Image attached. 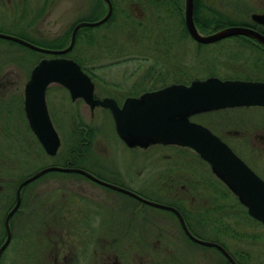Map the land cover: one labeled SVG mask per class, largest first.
<instances>
[{"label": "rangeland", "instance_id": "1", "mask_svg": "<svg viewBox=\"0 0 264 264\" xmlns=\"http://www.w3.org/2000/svg\"><path fill=\"white\" fill-rule=\"evenodd\" d=\"M114 2L115 17L112 23L92 27L95 40L86 34L87 37L81 36L72 49V54L80 57L96 74L93 78L96 82V92L100 96H114L122 102L128 94L141 93L146 88L158 87L175 80L183 82L209 74L227 77L241 73L233 52L237 50L236 47H240L237 44L239 41L247 39L232 36L199 44L181 29L180 25H184L182 13L173 14L172 7L166 4L163 8L170 11L171 16L170 13L168 15V12H163L166 17L164 23L170 24L172 28L180 27L179 31L174 28L173 33L174 36L177 35L178 41L171 42L172 49L166 47L169 48V53H153L148 47L154 46L152 41L156 35L152 33L147 36L148 33H145L144 29L143 33H139V30L132 32V27L144 25L132 21L138 22L139 18L145 17V24L158 25L152 22L158 15L153 8L154 5H162L161 1L153 2L154 4L150 0ZM204 2L238 23H255L252 13L264 12V0ZM106 10L107 4L104 0H0V24L7 22L0 25V30L48 46L53 39L72 30L78 20L97 18ZM205 30L211 31L213 28ZM0 40V66L3 67L4 64V71H10L13 77L15 73L19 75L16 81L0 82V108L5 112L6 118L0 126V149L5 147L7 154V165L3 173L14 178V189L19 179L45 165L74 161L87 168L103 170L119 182L132 184L152 198H159L158 200L175 199L170 196L174 194L177 196L175 200L184 205L189 215L214 217L213 225L207 226L206 230L199 229L203 238L225 243L242 264H264V222L249 213L247 206L216 175L211 164L198 151L191 146L176 143L129 146L118 135L113 114L109 109L100 106L92 109L83 98L73 100L68 88L59 82L50 83L47 89L49 111L61 137L58 152L49 154L29 124L25 111V84L34 65L44 56L51 54L9 38L0 37ZM72 54L69 55L72 57ZM143 57H147L146 60L140 59ZM142 85L144 86L137 89ZM235 114L256 116L263 115L264 112L243 108L238 112L229 113L228 109H225L219 112H198L193 118L212 125L232 140L237 136L228 134L226 130L237 128L239 123ZM262 125L264 123L258 126ZM134 175H138L136 181H132ZM47 177H50V180ZM82 178L79 173L51 170L32 182L39 192L38 232L43 235L29 240L30 224L26 223V219L18 223L14 226L15 237L0 257V264H53L55 253L46 238V226L40 223L44 209L40 202H45L47 198L56 204L60 200L76 201L83 195L86 200L91 199L101 204V214L106 219L102 224L118 220L120 232L127 228L130 233L125 239L105 242L113 244L112 249L121 254L120 258L124 257V251L125 255H128L127 252L131 249L153 250L160 245L162 248L169 245L190 263L232 264L219 248L185 238L162 242L137 241L141 240L136 239L139 235L151 237L157 230H164L163 221L168 220L162 212L164 210L148 204L141 206L138 200L125 193L107 190L102 186L98 189L95 183ZM79 185L90 186L88 190L92 193L103 190L101 195L99 193L92 199V196L80 193ZM106 193L114 197L104 198ZM50 195L54 197L51 199ZM210 203H213L214 209L208 214L206 208ZM65 210L67 214L74 215L73 211ZM4 214L3 211L0 213L2 221ZM110 217H114L113 220L107 219ZM129 221L131 222L128 224ZM3 225L0 224V232ZM17 232L19 234H16ZM4 238L5 232L2 231L0 244ZM75 240L69 246V264H100L103 252L111 249L107 248L108 246L103 247L101 244L105 243L100 240L87 242V245L78 241L77 236ZM136 259L135 261L140 260L139 257Z\"/></svg>", "mask_w": 264, "mask_h": 264}, {"label": "water", "instance_id": "2", "mask_svg": "<svg viewBox=\"0 0 264 264\" xmlns=\"http://www.w3.org/2000/svg\"><path fill=\"white\" fill-rule=\"evenodd\" d=\"M106 1L108 2L106 13L98 19H83L77 22L70 42L64 47L41 45L23 36L0 31V36L54 54L41 58L35 64L25 87L26 114L31 128L46 151L56 154L61 144L60 134L52 120L47 103L49 84L59 82L69 89L72 99L83 97L92 107L98 104L110 107L117 132L131 146H148L162 142L193 147L238 195L240 201L247 206L249 213L264 222V179L222 137L203 123L191 119L194 113L210 109L242 104H264V80L209 75L204 78H194L189 83L172 82L146 91L140 96H127L123 105L112 96L98 97L95 95V83L90 74L79 61L64 54L75 45L77 32L81 27L99 25L110 18L114 4L112 0ZM194 11L195 0H185V23L191 34L199 41L214 42L228 36L246 34L264 43V33L247 24H228L204 32L196 23ZM252 17L255 21L264 24V12H253ZM49 170L79 171L150 204L175 209L193 239L220 248L232 264H240L221 242L194 235L183 214L173 205L150 199L130 188L106 181L82 166L69 164H50L41 167L19 183L16 203L6 217L7 236L0 245V257L12 238L10 218L20 204L23 186Z\"/></svg>", "mask_w": 264, "mask_h": 264}, {"label": "flooded vegetation", "instance_id": "3", "mask_svg": "<svg viewBox=\"0 0 264 264\" xmlns=\"http://www.w3.org/2000/svg\"><path fill=\"white\" fill-rule=\"evenodd\" d=\"M104 1L106 2L107 9H108V2L106 0H104ZM150 1L152 3L153 2L156 3L159 0H150ZM112 2H113L114 7H115L114 0H112ZM161 6L162 5H160V7ZM157 8H158V6L154 5L153 10L156 11ZM81 20H83V19H81ZM90 20H94V19H90ZM79 21L80 20H78L77 22H79ZM4 23H7V22H3L0 25H2ZM255 24L256 25H250V26H252L255 29L264 33V24L259 23L257 21H255ZM8 25H11V24H8ZM74 26H73V28H74ZM95 26H97V25H95ZM98 26H100V25H98ZM83 27H85V26H83ZM91 27H94V26H91ZM180 27H181V29H184L189 34L190 38H194L195 41H197L199 44L208 43V42H202V41L197 40L191 34V32L189 31L186 24L180 25ZM180 27L179 26H176V27L173 26V28H172L170 24H168V25H165V24H163V25H160V24H158V25L144 24V25H136V27H132V32L135 30H139V33H143L142 29H144V32L148 33L147 36L152 34V33L155 34L156 36H155L154 40L152 41L154 46L148 47V48L152 49L153 53H157L156 51H159L160 53L165 54V53H167L169 48L170 49L173 48L171 45V42L174 43V41H176V42L178 41L177 35L175 34V36H174L173 33L175 31H179L178 28H180ZM73 28H72V31H73ZM174 28H175V31H174ZM0 31L6 32L3 30H0ZM72 31H71V35H72ZM152 31H155V33ZM233 36H235V35H233ZM236 36L247 39L245 41H243V40L239 41L237 44L240 47H236L237 50L235 52H233V55H236L235 59L238 60V64H239L238 66H240L238 68L241 71V73L235 74L234 76H227V77H222L220 75H218V76H220L222 78H241V79H251V80H264V43L262 41H259L256 38L249 36V35H246V34H239ZM0 37H3V36H0ZM3 38H7V37H3ZM226 38H228V37H226ZM70 39H71V37H70ZM12 40H14V39H12ZM1 42L2 41L0 40V44H1ZM17 42H19V41H17ZM19 43L22 44V42H19ZM168 46H169V48H166ZM168 53H169V51H168ZM146 58L147 57H143L140 59L146 60ZM164 60L167 61L168 59H164ZM85 67H87L86 65L83 66V68L90 74L92 80L95 83V90H94L95 95L98 97L110 96V95L100 96L96 92V82L93 78L96 76V74L92 71L91 68L88 67L89 70H91L89 72ZM3 68H4V64H3V67L0 66V82H7V81L11 82L13 80L16 81L19 78L18 73H15V75L13 77L11 75L10 71H4ZM209 75H217V74H209ZM209 75H207V76H209ZM195 78H197V77H195ZM192 79H194V78H192ZM192 79H190L188 81L183 80V82L189 83ZM180 81H182V80H180ZM180 81L175 80L172 82H180ZM27 82H28V80H27ZM27 82H26V84H27ZM172 82H169V83H166V84L160 85L158 87H154V88H146L141 93L128 94L127 96H140L141 94H143L146 91L160 88V87L165 86L167 84H170ZM26 84H25V87H26ZM143 86L144 85L138 86L137 89L141 88ZM112 97H114V96H112ZM79 98H83V97H79ZM114 98H116V97H114ZM125 98L123 99L122 102H120L117 98H116V100L118 101V103L120 105H123ZM73 100H75V99H73ZM97 106H100V107L105 108V109H109L112 112L111 108L108 106L98 104L95 107H97ZM90 107L92 109L95 108V107H92L91 105H90ZM243 108H249L252 110L259 109L260 112H264V104H258V103L226 106V107H222V108H215V109H210V110L201 111V112L210 113V112H216V111L219 112V111H223L225 109H228L229 113H231V112H238V111L242 110ZM4 113L5 112L3 111V109L1 110V108H0V126H1V122H5V119H6L4 116ZM195 114H198V112L194 113L191 116V119L194 121L200 122L199 120H196L193 118V116ZM235 117L237 118L236 121L239 123L237 128H228L226 130L228 134L231 133V134H234L235 136H237L236 138H234L232 140L230 138H228L225 135V133L216 130L212 125H207L203 122H201V123H203L204 125L209 127L212 131H214L220 137H222V139L224 141H226L232 147V149L240 157H242V159H244L259 176H261L264 179V151H263L264 150V125L258 126L260 123H264V114L263 115L256 114V116L253 114L249 115V116L235 114ZM247 120L251 121V123L249 124V122ZM29 124H30V122H29ZM115 127H116V124H115ZM129 146H131V145H129ZM136 146H140V145H136ZM6 149H7V146H6ZM6 165H7V154H6L5 147H2L0 149V180H2V182H0V213H2V211H3V213H5V214H4L3 221H2V218H0V224H2V223L4 224L2 231L5 232V238L7 236L6 217H7L8 212L14 207V205L16 203L18 185L23 179H25L27 176H29L30 174L33 173L32 172V173L28 174L27 176H25L24 178L22 177L21 179H19L17 186H15V189H14V184L16 183V182H14V178L10 175L5 176L3 173L4 167H6ZM76 165H78V164H76ZM79 166H81V165H79ZM82 167H84V166H82ZM84 168L88 169L94 175H96V176H98V177H100L106 181L113 182L116 184H120L122 186L130 188L133 191H135V192H137V193H139L145 197H148L150 199H154V200L159 199V198H152V196L146 194L142 189L133 187L132 184H129L127 182H126L127 184L123 183V182H119L117 180V178H115L111 175H107L103 170H96L94 168L91 169V168H87V167H84ZM49 171H51V170H49ZM49 171H47L45 173H48ZM67 172H75V173L81 174L83 177L82 179H85L88 182L95 183L96 184L95 187L98 189H99V187L102 186L103 188H106L107 190L108 189L109 190H116V191H120L122 193H125V194L133 197L135 200H138L139 204L141 206H144L147 204L153 205V204H150L146 201L141 200L140 198L136 197L133 194H130L128 192L117 189L116 187H113L109 184L102 183V182L98 181L97 179H95L94 177L89 176L85 173H82L79 171H67ZM44 174H42V175H44ZM41 176L31 180L30 182H27L22 188V197H21L20 204L15 209V211L13 212V214L10 218V225H11V229H12V238H11L10 243L12 242V240L15 237L14 236V234H15L14 226H17L18 223L23 222V220H25V219H26V223L30 224V238H29V240L30 239L34 240V239L38 238L39 236L43 235V233L40 234L38 232L39 225H40L39 219H38V213H39L38 209L39 208L37 207L38 206L37 203H38V198H39L38 197L39 192L36 190L37 186L32 185V182L35 180H38V178H40ZM137 177H138V175H134L132 177V181L133 180L136 181ZM47 178H49L48 180H50V177H47ZM219 178L223 182H225L221 177H219ZM226 185L230 188V186L227 183H226ZM88 189L90 190V186L88 187L85 185H79L80 193H83L89 197L92 196V199L94 197H96L99 193L101 195V191L103 190V189H101V190H98V191L92 193V191H89ZM103 192H105V191H103ZM177 192H179V191H177ZM169 193H171V191ZM52 195H50L51 199H52V197H54ZM104 196H105L104 198H113L114 197V195H112L110 193L109 194L106 193V194H104ZM170 196H172V198H175V199L177 197L174 194H171ZM13 198H14V200H13ZM163 199L158 200V201L173 205L174 207H176L177 209L180 210V212L183 214V216L186 220V223H187L190 231L194 235H197L199 237H203L202 233L199 232V229L200 230H206L207 226L214 224L215 219L213 216H208L207 218H204V217L200 216V214H199L200 217H198V215H189L187 213V211L185 210V208L183 207L184 205L180 201L175 200V199H165V200H163ZM40 204L42 205V208H44L42 211V217L40 219V223L42 225L46 226V238L50 241V244L52 245L51 248L55 253L53 264H69L68 263L69 259H70V257H69L70 256V252H69L70 247L69 246L71 245L72 242L76 241L75 240L76 236L78 237V241L83 242L84 245H87L88 244L87 242L90 243L93 240H98V241L100 240L101 242L105 243V242H112V241L121 240L120 238L125 239V238H127L128 234H130L127 232L128 231L127 228H123L122 232H120L118 220L111 221L110 223L105 222L106 224H102V222H104V220H106V219H104L102 217L101 204L100 203L98 204L97 202H95L91 199L86 200V197L84 195H83V197L80 196L79 199L76 201L60 200L59 202H57V204H56V202H52V200L49 201V198H47V200L45 202L42 201V202H40ZM153 206H156V205H153ZM157 207L163 209L165 212L164 211H162V212L168 218V220H165V222L163 221V225L165 226L164 230L163 229H160L159 231L157 230L155 235L154 236L152 235L151 237L148 235H144V234L139 235V236H137L136 239H141V240H137V241H145L146 242V241H151V240H155V241L157 240V241L162 242V240H164V241H166V240H178V239L185 238L189 241L197 242L186 231L184 224L181 220V217L179 216L178 212L175 209L168 208V207H162V206H157ZM28 208L30 210H28ZM65 209H69V210L73 211L74 215L72 213L67 214V211ZM206 209H207L208 214H209V212L214 209L213 203L208 204V208H206ZM113 218L114 217H110L107 219L113 220ZM192 219H194V221ZM130 222L131 221H129L128 224ZM177 224H178V227L176 228ZM41 230H43V228H41ZM2 231L0 233H2ZM16 234H19V233L17 232ZM20 235H22V234H20ZM26 236H27V234H26ZM5 238H4V240H5ZM10 243L8 244V246L10 245ZM101 245L103 247L108 246L107 248H111V249H106L107 251L103 252L102 258H101L102 260H101L100 264H189L190 263L187 260H184L182 258V255L178 254V252L175 249H171V247L169 245H166L164 248H162V246L160 245L159 248H156L153 250H151L149 248L131 249L127 252L128 255H125V251H124L122 253V256H124V257H122V258H120L121 254L119 252H115L112 249L113 248L112 243H111V245L106 244V243L101 244ZM8 246L5 248L4 252L7 250ZM74 246H75V244H74ZM80 246H82V245L80 244ZM167 246L170 248H168ZM61 255H62V259H60ZM125 257H126V260H124ZM138 257L140 258V260L135 261V260H137L136 258H138ZM66 260H67V262H66ZM190 264H194V263L192 262Z\"/></svg>", "mask_w": 264, "mask_h": 264}, {"label": "trees", "instance_id": "4", "mask_svg": "<svg viewBox=\"0 0 264 264\" xmlns=\"http://www.w3.org/2000/svg\"><path fill=\"white\" fill-rule=\"evenodd\" d=\"M159 1H161L162 6L160 7V5H159L158 8L156 9L155 13H158V15H156L154 17L152 22L154 21L157 24H165L164 23V19H166V17H165V14L163 12H168L167 14L169 15V13H170V16H171V12L168 11L167 9L163 8L164 6H166V4H168V5H170L172 7L173 14L178 13V15H179V12L182 13V18H181L182 19V23L184 25L186 24L185 23V19H184V0H183V4H182V0H159ZM179 1H180V3H179ZM104 13H105V11H103L102 14H99V16L97 18L101 17ZM194 16H195V20H196V23H197L198 27L202 31H206L205 29H208V28H213V30H214V29H217L219 27H222V26H225V25H228V24L238 23V22L230 19L226 14H224L223 12H221L220 10L215 8L214 6L206 4L204 2V0H195ZM114 17H115V7H114V11H113L111 17L106 22H104L103 24L112 23V21L114 20ZM83 19H85V18H83ZM86 19H88V18H86ZM89 19H96V18H89ZM139 19L140 20L138 22L132 21V23H138V24H145L146 23V20H145L146 18L145 17H141ZM168 23L169 22L167 21L166 24H168ZM240 23L248 24V25H256L254 22H240ZM91 29H92L91 26H89V27L85 26V27H82V28H80L78 30L77 40H76L75 46L79 42V38L81 36L85 35V37H87L86 34H88L89 38L90 37H92L93 39L95 38L94 36H92L93 32H92ZM71 31L72 30H70L69 32H66L62 36H59V37L53 39V42H49L50 45H48V46H54V47H64V46H66L69 43V41H70ZM104 37H106V34H105ZM65 54L66 55L72 54V50H70L69 52H67ZM72 57L77 59L79 62L82 63L83 66H85L84 65L85 63L82 61V59L80 57L75 56V55H73ZM85 68L89 72L91 71V70H89L88 67H85ZM150 74H152V73H150ZM162 81H164V80H162ZM66 164L76 165V163L74 161L67 162ZM223 244L225 245V243H223ZM228 261H230V260H228ZM239 262H240V264H242V262L240 260H239Z\"/></svg>", "mask_w": 264, "mask_h": 264}]
</instances>
